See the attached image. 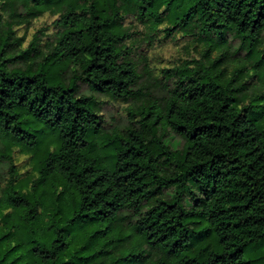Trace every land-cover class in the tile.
<instances>
[{
  "label": "trees",
  "instance_id": "16d2710c",
  "mask_svg": "<svg viewBox=\"0 0 264 264\" xmlns=\"http://www.w3.org/2000/svg\"><path fill=\"white\" fill-rule=\"evenodd\" d=\"M169 44L204 50L163 64ZM263 47L264 0H0V264H264ZM81 85L141 106L102 133Z\"/></svg>",
  "mask_w": 264,
  "mask_h": 264
},
{
  "label": "rangeland",
  "instance_id": "374dc122",
  "mask_svg": "<svg viewBox=\"0 0 264 264\" xmlns=\"http://www.w3.org/2000/svg\"><path fill=\"white\" fill-rule=\"evenodd\" d=\"M51 19L50 14L46 13L43 16H40L39 18L33 20L32 26L28 30V34H25L27 36V40L31 38L32 32L34 29L41 28V26L44 25V23ZM129 28L128 24H125L123 26L124 30H127ZM132 41H129L131 43ZM182 44L181 46L175 48L172 45H166L162 49H159L158 51H155V57L159 59L164 64V60L170 62L171 64L179 61V57L187 56V55H199L204 48L199 46H194V44L190 45L189 48L185 49L183 48ZM144 48L142 47L141 50H136L133 53L130 54V57L132 58V61L135 63L136 71L139 76V82L137 83L138 88H140L145 94H151L153 97H149L148 95L145 96L144 103L149 100L153 101L155 95H159L158 90V80H157V68L153 65L151 67L150 65H147L146 61V55L144 52ZM264 49V47H263ZM154 58V56H153ZM70 67L67 65H54L50 66V68L46 71V77L52 81V82H68V72L70 71ZM233 68H228L226 70V74L230 76L232 74ZM62 74V75H61ZM66 77V78H65ZM65 78V80H64ZM79 90L81 91V95H88L91 97H94L97 102L99 103L101 107V113L104 116L105 119V131L102 133L107 134H115L120 132L121 128H124V126H127L128 123V110L129 108H136L138 106H141V102L132 100L129 102L125 101H118L111 96H108L106 93L96 90L92 87H87L86 85L79 86ZM43 125V126H42ZM39 129V135L44 138L45 142H54L53 137L49 136V133L51 132L50 128L45 126L44 124H41L38 126ZM163 136L164 139L167 141V143L174 147L175 149L179 148L180 142H182V137L180 135L174 134L169 129L163 130ZM56 137V135H55ZM53 138V139H52ZM1 143V139H0ZM7 171V170H6ZM2 162L0 163V173L1 176H8L4 174L6 173ZM161 195V194H160ZM1 200V199H0ZM182 203L186 209H190L192 207V201L188 194H185V196L182 199ZM4 208L0 206V217L3 214ZM4 230V229H3ZM264 254V240L261 241L258 245H255L253 247H249L245 252V258L249 261L255 260L256 257L263 256ZM258 264V263H253Z\"/></svg>",
  "mask_w": 264,
  "mask_h": 264
}]
</instances>
